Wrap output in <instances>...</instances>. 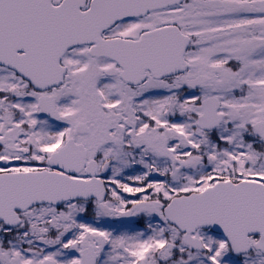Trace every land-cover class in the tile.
Segmentation results:
<instances>
[{
    "label": "snow or ice",
    "instance_id": "6c2138e0",
    "mask_svg": "<svg viewBox=\"0 0 264 264\" xmlns=\"http://www.w3.org/2000/svg\"><path fill=\"white\" fill-rule=\"evenodd\" d=\"M0 264H264V0H0Z\"/></svg>",
    "mask_w": 264,
    "mask_h": 264
}]
</instances>
